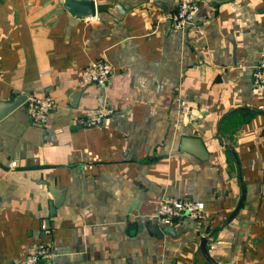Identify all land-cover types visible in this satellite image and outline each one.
Returning a JSON list of instances; mask_svg holds the SVG:
<instances>
[{
  "label": "crops",
  "instance_id": "crops-1",
  "mask_svg": "<svg viewBox=\"0 0 264 264\" xmlns=\"http://www.w3.org/2000/svg\"><path fill=\"white\" fill-rule=\"evenodd\" d=\"M182 1L96 0V18L78 20L60 0H0V100L33 93L56 104L49 124L34 122L26 104L0 121V264L24 259L47 222L49 264H208L202 239L241 197L219 137L228 115L223 134L246 198L208 249L219 264H264V114H230L264 110L254 89L264 0H188L198 9L177 31L169 16ZM102 58L113 76L83 84L84 67ZM100 106L116 114L86 125L85 112ZM184 137L202 138L208 157L183 151ZM51 185L65 193L55 216ZM164 196L204 202L205 218L160 224L172 232L157 238L144 223Z\"/></svg>",
  "mask_w": 264,
  "mask_h": 264
},
{
  "label": "built area",
  "instance_id": "built-area-1",
  "mask_svg": "<svg viewBox=\"0 0 264 264\" xmlns=\"http://www.w3.org/2000/svg\"><path fill=\"white\" fill-rule=\"evenodd\" d=\"M198 9L196 2L183 0L178 9L170 14L172 26L177 31H187L193 23L195 13ZM113 65L106 59L93 60L88 63L81 72V82L83 84L105 85L113 76ZM254 89L257 95L264 94V52L255 69ZM30 118L39 124H49L52 121V111L56 104L51 96H40L29 94L26 102ZM181 114L189 122H194L198 114L193 112L188 100H181ZM116 114L112 107L100 106L89 109L85 112L84 122L88 126L107 125ZM205 203L200 201L187 200L174 196H164L159 204L156 217L163 226H173L177 220L189 217L194 220L205 218ZM44 239L34 244L29 254L17 264H49L54 255L52 241L47 239L49 227L42 225Z\"/></svg>",
  "mask_w": 264,
  "mask_h": 264
},
{
  "label": "water",
  "instance_id": "water-1",
  "mask_svg": "<svg viewBox=\"0 0 264 264\" xmlns=\"http://www.w3.org/2000/svg\"><path fill=\"white\" fill-rule=\"evenodd\" d=\"M227 1H230V0H221V2H227ZM60 2L63 4L65 9L75 19L92 20L96 18L97 16L98 9L96 5V0H60ZM109 11L114 15H116V12L119 11V14L116 15L119 19L123 18L126 13V10L122 8L120 4H114V7L110 8ZM170 23H171V20H170ZM28 97H29V94H22V95L17 96L14 100H11V101L0 100V121H2L4 118L9 116L11 113H13L18 108L24 106L28 100ZM246 111H252L257 114H264L263 109H254V108H245V107L237 108L233 110L232 112H230V114H236L239 112L246 113ZM228 116L224 117L219 123V137H220L222 144L234 156V159L236 161L238 175L241 180L240 181L241 182V197H240L239 203L237 207L235 208V210L224 220V222H222L219 226L214 228L210 233L205 235L202 239L201 250L206 260L208 261V264H219L209 253V249H208L209 242L211 241V239L214 237V235L217 232H219L221 229L226 227V225L236 216L240 208L243 206L245 198H246L245 183H244L240 158L234 146L226 140L223 134L222 125ZM181 148L183 151L190 152L201 159H206L208 157V152H207L205 143L203 139L200 137H184L181 142ZM49 189L52 195L54 196V200L50 203V214L51 216H55L56 209L60 206L63 198L65 197L64 196L65 193L61 191L60 189H58L56 186L51 185L49 186ZM46 224L47 226H49V222H47ZM144 226H146L150 231H152L157 238H162L165 232L171 231V228L169 227H162L157 217L151 218L148 221H146L144 223Z\"/></svg>",
  "mask_w": 264,
  "mask_h": 264
}]
</instances>
